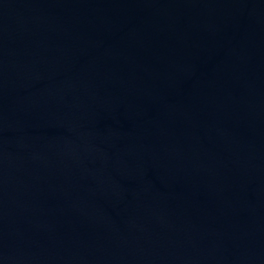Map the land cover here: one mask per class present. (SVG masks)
<instances>
[{
  "label": "water",
  "instance_id": "95a60500",
  "mask_svg": "<svg viewBox=\"0 0 264 264\" xmlns=\"http://www.w3.org/2000/svg\"><path fill=\"white\" fill-rule=\"evenodd\" d=\"M0 264H264V0H0Z\"/></svg>",
  "mask_w": 264,
  "mask_h": 264
}]
</instances>
